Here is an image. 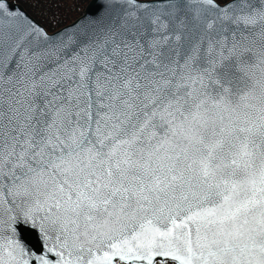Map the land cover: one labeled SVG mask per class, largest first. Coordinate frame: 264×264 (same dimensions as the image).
Wrapping results in <instances>:
<instances>
[{
  "label": "snow or ice",
  "instance_id": "obj_1",
  "mask_svg": "<svg viewBox=\"0 0 264 264\" xmlns=\"http://www.w3.org/2000/svg\"><path fill=\"white\" fill-rule=\"evenodd\" d=\"M0 264H264V0H0Z\"/></svg>",
  "mask_w": 264,
  "mask_h": 264
},
{
  "label": "trees",
  "instance_id": "obj_2",
  "mask_svg": "<svg viewBox=\"0 0 264 264\" xmlns=\"http://www.w3.org/2000/svg\"><path fill=\"white\" fill-rule=\"evenodd\" d=\"M41 23L48 31H54L78 17L89 0H13Z\"/></svg>",
  "mask_w": 264,
  "mask_h": 264
},
{
  "label": "water",
  "instance_id": "obj_3",
  "mask_svg": "<svg viewBox=\"0 0 264 264\" xmlns=\"http://www.w3.org/2000/svg\"><path fill=\"white\" fill-rule=\"evenodd\" d=\"M12 2H14V3H18V2H15V1H13L12 0ZM90 2V0L86 3V5L88 4ZM20 4V3H19ZM21 5V4H20ZM86 5L84 6V8H83V10H82V12L85 10V7H86ZM22 6V5H21ZM22 8H23V10L30 16V17H32L25 9H24V7L22 6ZM82 12H81V14H82ZM80 14V15H81ZM80 15L78 16V17H76L73 21H71V22H69V23H67V24H65V25H63L62 27H64V26H66V25H69V24H71L72 22H74L76 19H78L79 17H80ZM37 23H39L34 17H32ZM39 24H41V23H39ZM42 25V24H41ZM62 27H60V28H62ZM57 30V29H56ZM55 31V30H54ZM24 236H25V239L31 244V245H33V246H36V247H38L39 246V244H40V240H39V236H38V234L36 233V232H34V231H32V230H25V232H24Z\"/></svg>",
  "mask_w": 264,
  "mask_h": 264
},
{
  "label": "rangeland",
  "instance_id": "obj_4",
  "mask_svg": "<svg viewBox=\"0 0 264 264\" xmlns=\"http://www.w3.org/2000/svg\"><path fill=\"white\" fill-rule=\"evenodd\" d=\"M73 21V20H72Z\"/></svg>",
  "mask_w": 264,
  "mask_h": 264
}]
</instances>
